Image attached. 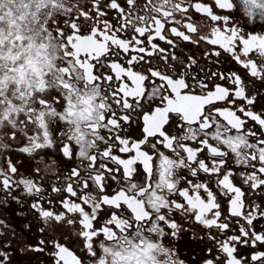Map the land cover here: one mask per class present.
Instances as JSON below:
<instances>
[{"label": "snow or ice", "instance_id": "snow-or-ice-1", "mask_svg": "<svg viewBox=\"0 0 264 264\" xmlns=\"http://www.w3.org/2000/svg\"><path fill=\"white\" fill-rule=\"evenodd\" d=\"M240 16L264 0H0V204L42 225L31 251L187 264L190 232L197 264H264V31Z\"/></svg>", "mask_w": 264, "mask_h": 264}, {"label": "flooded vegetation", "instance_id": "flooded-vegetation-1", "mask_svg": "<svg viewBox=\"0 0 264 264\" xmlns=\"http://www.w3.org/2000/svg\"><path fill=\"white\" fill-rule=\"evenodd\" d=\"M237 24L244 26L249 31L254 32H262L264 31V21H260L257 19L254 23L248 21L247 18L240 16L237 21ZM184 52L181 54L182 57H187L188 55H192L197 60H200L202 63H205L206 66L212 67L210 64H207L203 60V52L204 48H197L193 45H184ZM225 69L232 67L235 69L236 66L234 62L232 65L225 63L223 65ZM213 70H215L213 68ZM256 87L260 88L262 92H264V88L260 87L257 83ZM51 153H49V158L51 157ZM59 159V157H57ZM13 159H22L24 160V164L20 166L21 171L28 175L32 168L37 166L36 161H30L25 156H22L18 153H13ZM43 169V164L39 165ZM48 175H51V170L47 172ZM18 212H24L26 215L19 216ZM0 219L4 220L7 224L11 225V228L3 229L0 228V231H4L6 235L4 237H0V241L6 244L11 245V250L13 253L12 256V264H50V257L46 253L35 252L29 249V245H35L42 235L39 232V227L42 225L38 224L37 221L33 218L32 211L28 207L27 204L23 208L17 205L14 201H10L7 206L0 204ZM31 223V230H26L24 225L27 223ZM13 229L15 230V234L12 235ZM75 226L64 224L61 228V232L64 235V242H69V237H73L75 235L74 232ZM170 246L174 247L180 258L184 259L187 264H197V261L200 257L207 255L204 249L206 245L210 242L204 241L201 242L199 240H193L191 238L190 232H183L181 234V239L179 240H170ZM71 246L75 247V244Z\"/></svg>", "mask_w": 264, "mask_h": 264}]
</instances>
